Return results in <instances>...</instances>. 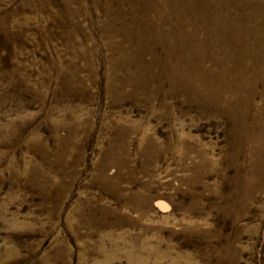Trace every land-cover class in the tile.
Returning a JSON list of instances; mask_svg holds the SVG:
<instances>
[{"label": "rangeland", "instance_id": "obj_1", "mask_svg": "<svg viewBox=\"0 0 264 264\" xmlns=\"http://www.w3.org/2000/svg\"><path fill=\"white\" fill-rule=\"evenodd\" d=\"M0 264H264V0H0Z\"/></svg>", "mask_w": 264, "mask_h": 264}, {"label": "bare ground", "instance_id": "obj_2", "mask_svg": "<svg viewBox=\"0 0 264 264\" xmlns=\"http://www.w3.org/2000/svg\"><path fill=\"white\" fill-rule=\"evenodd\" d=\"M161 205V204H160Z\"/></svg>", "mask_w": 264, "mask_h": 264}]
</instances>
